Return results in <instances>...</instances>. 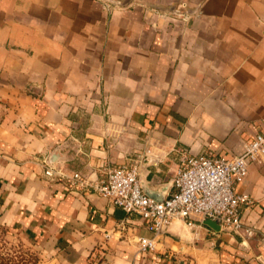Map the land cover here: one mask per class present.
<instances>
[{"label": "crops", "instance_id": "0c3cea01", "mask_svg": "<svg viewBox=\"0 0 264 264\" xmlns=\"http://www.w3.org/2000/svg\"><path fill=\"white\" fill-rule=\"evenodd\" d=\"M262 117L264 0H0V226L46 264H264V160L235 185L247 237L199 217L154 235L43 172L138 160L168 191L183 152L229 158Z\"/></svg>", "mask_w": 264, "mask_h": 264}, {"label": "built area", "instance_id": "2783aa9c", "mask_svg": "<svg viewBox=\"0 0 264 264\" xmlns=\"http://www.w3.org/2000/svg\"><path fill=\"white\" fill-rule=\"evenodd\" d=\"M263 160L264 117L260 119L259 129L244 141L242 151L229 158L183 152L170 188L161 201L142 190L138 160L112 167L95 180L78 171L67 175L61 166L46 159L43 172L50 178H66L73 189L91 190L128 214H138L147 221L154 235L163 232L173 219L191 223L192 218L199 217L216 221L219 230L242 232L247 237L253 234V228L244 223L241 207L250 198L246 193L237 192L235 185L251 162ZM138 243L142 251L153 248L152 238L139 237Z\"/></svg>", "mask_w": 264, "mask_h": 264}, {"label": "rangeland", "instance_id": "374dc122", "mask_svg": "<svg viewBox=\"0 0 264 264\" xmlns=\"http://www.w3.org/2000/svg\"><path fill=\"white\" fill-rule=\"evenodd\" d=\"M0 250L4 253L15 254L32 264H46V261L39 255L36 249L32 248L20 235L0 226Z\"/></svg>", "mask_w": 264, "mask_h": 264}, {"label": "water", "instance_id": "95a60500", "mask_svg": "<svg viewBox=\"0 0 264 264\" xmlns=\"http://www.w3.org/2000/svg\"><path fill=\"white\" fill-rule=\"evenodd\" d=\"M55 160L54 157H51V161ZM139 178H140V183H141V187L142 190L145 192L146 195H148L149 197H151L152 199L156 200V201H161L166 192L168 187L167 186H163L162 188H160L159 190H151L141 179L140 177V172H139ZM172 179L169 182V187L171 185ZM206 224H208L209 226L213 227L214 229L218 230V224L216 223V221L214 220H210L207 219L205 220Z\"/></svg>", "mask_w": 264, "mask_h": 264}, {"label": "trees", "instance_id": "16d2710c", "mask_svg": "<svg viewBox=\"0 0 264 264\" xmlns=\"http://www.w3.org/2000/svg\"><path fill=\"white\" fill-rule=\"evenodd\" d=\"M32 261L20 256L17 258L15 254L4 253L0 250V264H32Z\"/></svg>", "mask_w": 264, "mask_h": 264}]
</instances>
